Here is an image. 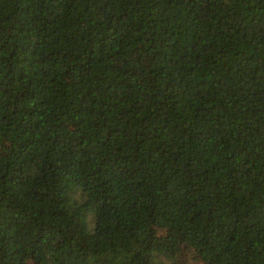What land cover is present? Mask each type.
<instances>
[{"label":"trees","instance_id":"1","mask_svg":"<svg viewBox=\"0 0 264 264\" xmlns=\"http://www.w3.org/2000/svg\"><path fill=\"white\" fill-rule=\"evenodd\" d=\"M160 230L264 264V0H0V264H180Z\"/></svg>","mask_w":264,"mask_h":264},{"label":"rangeland","instance_id":"2","mask_svg":"<svg viewBox=\"0 0 264 264\" xmlns=\"http://www.w3.org/2000/svg\"><path fill=\"white\" fill-rule=\"evenodd\" d=\"M172 233L173 232L170 230H160L156 233L153 249L157 254L161 255L163 252H168L171 256H174L180 264H202L200 261L193 259L192 252L185 249L182 250L178 247L179 245L175 240V235H172Z\"/></svg>","mask_w":264,"mask_h":264}]
</instances>
